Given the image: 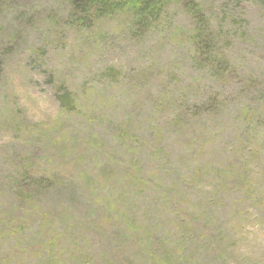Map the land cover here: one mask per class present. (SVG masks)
I'll list each match as a JSON object with an SVG mask.
<instances>
[{
	"label": "rangeland",
	"instance_id": "374dc122",
	"mask_svg": "<svg viewBox=\"0 0 264 264\" xmlns=\"http://www.w3.org/2000/svg\"><path fill=\"white\" fill-rule=\"evenodd\" d=\"M195 1L226 72L181 3L0 0V264H264V0Z\"/></svg>",
	"mask_w": 264,
	"mask_h": 264
},
{
	"label": "trees",
	"instance_id": "16d2710c",
	"mask_svg": "<svg viewBox=\"0 0 264 264\" xmlns=\"http://www.w3.org/2000/svg\"><path fill=\"white\" fill-rule=\"evenodd\" d=\"M70 4L71 20L79 26L91 27V24L102 17L126 15L130 18L131 27L139 35L146 34L162 18L170 4L181 3L194 20L193 43L197 52L195 58L200 67L211 68L214 73L226 72L227 63H220L215 54L216 37L214 30L204 15L202 8L195 0H66ZM221 66H224L223 68ZM70 94L67 92V96ZM65 105V97L60 98ZM73 107V105L71 106ZM30 181L31 185L49 183V178Z\"/></svg>",
	"mask_w": 264,
	"mask_h": 264
}]
</instances>
